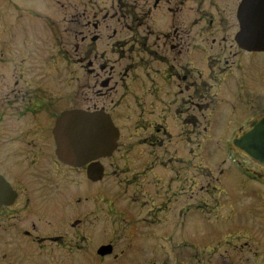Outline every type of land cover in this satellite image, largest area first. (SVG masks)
Returning <instances> with one entry per match:
<instances>
[{
    "label": "flooded vegetation",
    "instance_id": "1",
    "mask_svg": "<svg viewBox=\"0 0 264 264\" xmlns=\"http://www.w3.org/2000/svg\"><path fill=\"white\" fill-rule=\"evenodd\" d=\"M0 64V264L86 259L115 215L120 247L101 240L96 257L138 260L137 239L161 227L148 250L161 248L165 264L185 210L214 188L203 141L264 187V167L233 144L264 112V0H0ZM103 116L116 134L109 151L95 132ZM129 189L144 216L115 207Z\"/></svg>",
    "mask_w": 264,
    "mask_h": 264
},
{
    "label": "rangeland",
    "instance_id": "2",
    "mask_svg": "<svg viewBox=\"0 0 264 264\" xmlns=\"http://www.w3.org/2000/svg\"><path fill=\"white\" fill-rule=\"evenodd\" d=\"M31 29L28 30L31 31ZM47 54L48 52L44 49L41 57L43 70ZM50 70L53 74L51 68ZM175 133L177 136V132ZM220 133L218 132V135L212 133L213 139L220 138ZM228 135L229 132H225L222 137L226 138ZM218 140L219 144L222 143L220 139ZM203 143L202 165L204 173H208V170L212 172L214 188L205 191L204 196L207 198H203L202 206L196 211L185 210V214L182 215V219L186 220L183 237L178 236L179 229H176L175 235L172 233L169 238V256L165 264H264V187L256 180L253 181L241 175L229 163L221 164L220 159L226 160L221 148L218 150L208 142L203 141ZM108 182L111 185L109 180ZM129 195L130 189L127 195L123 193V196H118L115 207L135 212V217L138 218L144 216L147 209L138 203H133ZM139 201L141 204L145 199L140 197ZM118 212H120L119 209L116 213ZM115 217L116 215L114 219ZM172 218H174L173 214L166 219L171 221ZM114 219L103 220L102 224H105V228H100L98 232L97 227L96 233L91 236L89 257L86 256V259H83L82 255L75 254L72 259L73 264H120L119 259L113 257L114 253L98 258L94 251L97 242L101 240L114 241L116 248L120 247L118 239L124 230L117 227L118 224L113 221ZM147 228H140L144 233L143 237L147 236ZM161 229V227L149 228V231L154 230L153 238L137 239L143 244L138 245L145 247L139 252L142 254L138 260L127 257L121 263L151 264L152 258L155 257L154 264H162L161 248L154 250V255L149 252L150 249L148 250L151 242L159 241L160 245L163 243L162 236L157 238L158 235L163 234ZM196 252L198 254L194 255Z\"/></svg>",
    "mask_w": 264,
    "mask_h": 264
},
{
    "label": "water",
    "instance_id": "3",
    "mask_svg": "<svg viewBox=\"0 0 264 264\" xmlns=\"http://www.w3.org/2000/svg\"><path fill=\"white\" fill-rule=\"evenodd\" d=\"M67 113H64L62 115V121L61 123L63 124L64 122L67 121L66 115ZM65 115V116H64ZM70 118L71 117H83L82 114L78 115L75 113H69ZM65 117V118H64ZM94 117V115H91V119ZM68 126V121L66 122ZM100 123H101V128H103L104 132L101 130H98L93 127L92 130L96 129L95 132H97L98 136L99 133L103 135L102 137L103 140H105L107 146L106 150L109 151L111 146H114V140H115V132H113V127H112V122L107 116H103L100 118ZM82 123L74 122L69 124V129L73 130V138L76 139H82L81 137V132L83 131V125ZM93 123H91L92 125ZM93 133V132H92ZM92 138V135H91ZM82 141V140H80ZM234 146L246 154L254 163L264 167V112L262 114L257 115L256 117L252 118L249 122V129L245 130L242 132L241 136L239 138H236L233 140ZM75 148H82V142L80 145L74 146ZM74 148V149H75ZM64 149L63 147L61 150ZM73 149V150H74ZM105 149V147H103ZM67 151V150H66ZM82 153L75 152V156L77 155V159L73 156L71 153L67 152H62L60 154L62 160H65L67 162H73L75 164H79L81 160L84 158ZM112 251L111 245H102L98 249V253L104 255L108 254Z\"/></svg>",
    "mask_w": 264,
    "mask_h": 264
}]
</instances>
